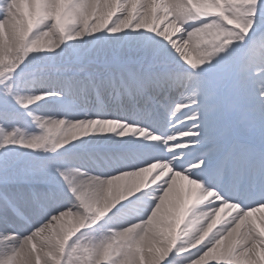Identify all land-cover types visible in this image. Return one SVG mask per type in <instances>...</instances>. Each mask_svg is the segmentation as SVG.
Returning <instances> with one entry per match:
<instances>
[{"label":"snow or ice","instance_id":"snow-or-ice-1","mask_svg":"<svg viewBox=\"0 0 264 264\" xmlns=\"http://www.w3.org/2000/svg\"><path fill=\"white\" fill-rule=\"evenodd\" d=\"M16 7L14 0H0L6 33L0 39V264H261L264 233L251 217L264 210V85L246 106L240 65L250 43L264 46V0H201L200 6L189 0H29L23 30L15 24ZM126 31L150 35L117 38ZM100 33L103 38L91 39ZM66 44L75 56L57 62L54 54ZM30 56L38 87L24 92L17 81ZM181 62L191 71L177 72ZM91 92H114L116 109L75 120L31 111L47 100L64 103ZM16 108L31 117L38 134L25 139L18 126L5 129ZM65 127L69 139H49ZM94 136L123 142L113 157L120 166L93 174L80 156L65 151ZM11 146L42 150L47 158L13 167ZM161 164L171 171L159 183L132 187ZM181 182L211 200L174 203ZM125 184L127 191L112 201ZM61 186L67 204L59 203ZM149 189L156 195L145 212L135 202ZM246 197L256 202L245 206ZM201 206L206 219L185 241ZM121 211L132 221L99 242L82 239Z\"/></svg>","mask_w":264,"mask_h":264},{"label":"bare ground","instance_id":"bare-ground-1","mask_svg":"<svg viewBox=\"0 0 264 264\" xmlns=\"http://www.w3.org/2000/svg\"><path fill=\"white\" fill-rule=\"evenodd\" d=\"M29 0H14L16 4V13L14 15V20L17 28L23 30L27 26L28 18L31 14V9L28 7ZM189 3L195 4L200 6L201 0H189ZM76 30H80V26H75ZM5 28L3 25H0V39L5 37ZM105 34L100 33L97 34L95 37L91 39H100L103 38ZM141 35H150L146 32L141 33H133L131 31H126L124 33L117 34V38L127 40L133 37H139ZM251 35V34H250ZM69 43H80L77 42H69ZM259 44H249L247 51L243 54L241 59L240 69L246 75L248 81V98H247V105L251 106L255 103L254 97L258 92V89L264 85V52L257 48ZM67 49V51H66ZM57 57V62H66L68 57H74L75 53L71 47L67 44L62 45L61 48L54 54ZM37 66L36 61L30 56L28 61V68L24 75L18 77V85L19 90L27 92L33 88L38 87V79L39 74L34 73L33 69ZM95 67V65H94ZM185 69L191 71L187 65L181 62L179 65L176 66L177 72H182ZM243 69H246L244 71ZM36 81L37 83H34ZM115 93L109 92H102L99 97L95 94V92H91L87 95V98H80V97H65L64 103L54 102L52 100H47L41 102L37 105H34L31 108V111L34 115H41L45 117L49 116H56L59 118H67L69 120L81 119L84 118L85 114L90 117L95 118L97 114L102 111H108L109 113L113 112L116 109V100H115ZM180 97H177L179 99ZM81 99L82 102L85 103L86 110H80L78 108L79 101ZM93 100V103L89 105L90 101ZM15 111L18 113V116L15 120L24 123L28 129L23 131L22 138H29L32 134H38L41 130L37 128V126L33 123L31 117H29L22 109L16 108ZM12 121H8L4 123V127L9 125ZM115 141V144L112 142ZM107 142V143H106ZM123 143L118 138L114 136H94L86 138L85 140L78 142L76 145H70L67 151L69 154L78 155L84 161V167L93 174H100V173H108L112 169L117 168L122 164V161L119 159L113 158L115 155V149ZM83 144L86 147L81 148L79 145ZM12 153L9 157V163L13 167H17L19 165H23L25 163L29 164H39L41 160L46 159L45 153L41 150L40 152H31L30 150L22 149L18 146H11ZM109 150L112 151L113 156L109 155ZM91 153V155H89ZM95 163H93V161ZM87 162V163H85ZM75 164L79 165L80 160L74 161ZM171 168L168 165L161 164L159 166L154 167L151 171L145 173L144 175L135 178L130 184H138L141 186H148L151 187L152 184L159 183L169 172ZM130 184H125L121 186L120 192H126L129 188ZM191 184H185L183 182L180 183L176 196L174 198V203H179L181 200H185L188 198L189 189L191 188ZM259 189L257 188V191ZM14 192H22L26 191L24 188H14ZM149 193V199L141 203L139 202V197L144 193ZM196 190H192V194L195 195ZM156 195L154 189L144 190L136 199V206L142 209L143 211L147 212L150 210L151 205L154 203L153 197ZM69 202V196L67 193V189L60 187V196H59V203L67 204ZM244 205L249 206L254 204L256 200L252 199L251 197L244 198ZM202 209L201 207H197L194 210V215L201 214ZM225 215H227L225 213ZM133 217L128 214L126 211H121L117 213L115 216L110 217L106 220L102 225L95 227L93 230L86 231L82 235V239L87 241L91 240L90 236L98 231L103 232L105 234L101 239L94 240L93 242H99L100 240L104 239L107 235L110 234V230L122 227L124 224L131 222ZM206 217L198 216L192 219V222L189 225L188 231L185 233V241H190L196 234V232L200 229L201 225L204 223ZM252 221L257 225L259 230L264 233V210H259L258 212L254 213L251 217ZM219 222H223V218H220ZM69 229L72 227V223H68ZM81 255H85L81 253ZM179 264H187L186 260H181ZM261 264H264V256L261 257Z\"/></svg>","mask_w":264,"mask_h":264},{"label":"clouds","instance_id":"clouds-1","mask_svg":"<svg viewBox=\"0 0 264 264\" xmlns=\"http://www.w3.org/2000/svg\"><path fill=\"white\" fill-rule=\"evenodd\" d=\"M54 135L49 137L50 140L55 139L57 142H60L63 139H69L71 136V131L68 127H65L63 129H60L58 132L54 129ZM87 163V162H85ZM93 163H95V161H93ZM174 163L180 164L183 163L182 160H177L174 161ZM151 171V170H150ZM158 183V182H157ZM140 185H132V187H139ZM195 189V195L192 194V190ZM122 195V193L119 190H114L112 193V197L111 200L112 201H118L120 196ZM189 201L193 202V203H200L203 202L204 200H211V196L210 195H205L202 191V189L198 186H191V188L189 189V195L187 198ZM183 199L181 200V205L183 204ZM203 214H199V215H195L193 218H196L198 216H202Z\"/></svg>","mask_w":264,"mask_h":264},{"label":"rangeland","instance_id":"rangeland-1","mask_svg":"<svg viewBox=\"0 0 264 264\" xmlns=\"http://www.w3.org/2000/svg\"><path fill=\"white\" fill-rule=\"evenodd\" d=\"M256 43L259 44V45L257 46V48H258L259 50H262V51L264 52V46H261V44L259 43V40H257ZM243 70L246 71V69H243ZM263 84H264V83H263ZM90 104H92V101H90ZM79 105H80V106H79L78 108H79L80 110H83V109L86 108V106H84V104H83L82 102H81V104H79ZM85 110H86V109H85ZM17 126L21 129V132H23V131H25V130L28 129V127H27L24 123H21L20 121L14 120V121H12L9 125L6 126V130L9 131V132H11V131L14 130V127H17ZM94 161L97 162V160H95V159H94ZM17 193H19V192H17ZM148 199H149V193L146 192V193H144L143 195H141V196L139 197V202L144 203V202H146ZM104 235H105V234H103V232L98 231V232L93 233V234L90 236V238H91V240H93V241H94V240H99V239H101ZM80 255H81V254H80ZM76 264H79V260L76 261Z\"/></svg>","mask_w":264,"mask_h":264}]
</instances>
